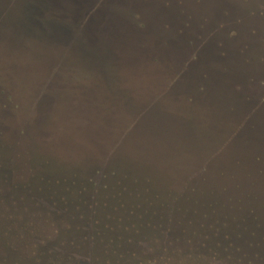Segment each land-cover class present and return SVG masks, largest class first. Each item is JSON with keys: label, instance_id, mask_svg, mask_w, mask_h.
<instances>
[{"label": "rangeland", "instance_id": "374dc122", "mask_svg": "<svg viewBox=\"0 0 264 264\" xmlns=\"http://www.w3.org/2000/svg\"><path fill=\"white\" fill-rule=\"evenodd\" d=\"M192 2H203L208 10H190ZM89 3L91 15L85 27L92 24V38L102 39L121 56L123 77L129 82V76L152 78L159 88L168 78H180L174 92H188L195 103L180 99L176 109L192 119H181L165 108V119L152 121L160 128H146L143 135L147 143L163 139L161 145L134 151L113 154L107 146L111 124L101 130L107 135L103 147L97 145L99 131L84 138L75 129L67 137H79L89 148L70 142L52 147H60L55 150L67 167L89 172L87 196L95 195L94 189L103 182L102 164L116 154L123 163L119 169L135 173L139 187L147 185L149 175L151 188L165 187L158 173L167 171L177 179L173 187L179 194L196 192L176 204L167 200L137 205L134 218L118 212L121 207L115 209V203L103 205L104 198L95 211L96 199L80 209L53 204L40 197L37 189L42 185L35 180L42 182L61 172L45 169L35 153L28 161L25 153L32 144L24 139L27 132L17 139L20 126H7L6 132L14 136L13 143L0 146V264H264V0ZM111 62V71L105 73L111 75L112 84L105 81L104 89L124 90L112 57ZM43 135L33 130L29 139L43 143ZM141 149L154 152L149 157ZM44 187L43 194L53 191ZM109 192L100 193L104 197ZM195 199L203 207L185 212L196 206ZM173 205L178 210L172 214ZM112 214L127 218L119 224Z\"/></svg>", "mask_w": 264, "mask_h": 264}, {"label": "trees", "instance_id": "16d2710c", "mask_svg": "<svg viewBox=\"0 0 264 264\" xmlns=\"http://www.w3.org/2000/svg\"><path fill=\"white\" fill-rule=\"evenodd\" d=\"M90 7L89 0H0V146L3 148L13 143L14 135L11 136L4 129L7 126H20L17 139L24 138L27 132L28 137L24 139L32 144L31 150L26 149L25 153L28 161L32 160V152L45 169L50 168L54 173L61 172L60 175L46 177L42 182L35 180L42 185L37 189V192L42 193L40 197L53 201V204L80 209L81 205L85 206L86 202L96 199L93 200L95 211L100 206L98 201L104 198L106 201H103V205L115 203V209L121 207L118 212L124 211L128 217L134 218L136 206L145 202L157 204L171 200L176 204L179 200L193 198L190 196L196 189L179 194L181 191L173 187L177 179L174 180L167 171L158 173L159 182L165 184V187L151 188L152 179L149 176L152 175L145 176V187H139L141 180L135 173L119 169L123 163L117 159V154L102 164L99 174L103 182L98 189H94L95 195L87 196L88 185L91 183L89 172L82 168L67 167L55 150L60 147H52L57 143L70 142L73 147L80 146L84 149V145L89 148L78 136L89 137L97 131L100 135L97 145L103 147L104 137L107 135H103L101 130L108 129L109 124L111 139L107 146L112 149L113 154L122 153L125 149L134 151L152 143L157 145L163 139H150L148 143L143 139L146 128L149 131L150 128H160L159 124L152 121L164 120L162 114L166 112L165 108L173 114H180L181 119H190L188 112L176 109L180 106L177 100L195 103L188 92H174L175 81L180 80L178 77L161 82L164 84L162 88L156 87V81L152 78L146 77L150 80L146 81L129 76L131 82L127 81L123 77L124 64L122 66L121 56L113 53L111 45L103 43L102 39L97 42V38H92L95 35L92 29L95 28L88 24ZM85 20L88 27H85ZM140 46L143 47L144 44ZM111 57L119 69L120 77L124 78V90L104 89L105 81L112 84L111 75L105 73L107 69L111 71ZM91 68L95 70L94 74L90 72ZM135 68L138 69L136 64ZM117 86L120 87V84ZM192 117L195 118L193 113ZM114 119L125 121L119 124ZM147 121L151 123L144 124ZM164 124L165 128L170 127L169 123ZM72 129L78 130L75 131L78 132L75 140L69 139ZM33 130L44 133L43 136L46 134L43 143L29 139ZM7 133L10 136L8 139L4 135ZM133 137V140L130 139ZM125 138H129L130 146H127ZM45 141L48 142L47 145L44 144ZM46 147H50V150ZM140 151L147 156L151 152ZM65 173L67 176H64ZM106 178H111V182ZM44 185V188L51 186L53 191L43 194ZM101 190L110 192L103 197ZM200 193L204 195L203 191ZM186 194L188 195L185 196ZM195 200L196 206L187 207L185 212L194 213L203 207L200 200ZM123 201H126L127 208ZM176 210V205L170 208L172 214ZM111 218L122 224L127 216L112 214ZM242 257L245 259L246 255Z\"/></svg>", "mask_w": 264, "mask_h": 264}, {"label": "flooded vegetation", "instance_id": "af4514ba", "mask_svg": "<svg viewBox=\"0 0 264 264\" xmlns=\"http://www.w3.org/2000/svg\"><path fill=\"white\" fill-rule=\"evenodd\" d=\"M219 2L220 1H218V3ZM202 4H203V2H201V5L200 4H197L196 2H192V6H191L190 10H208L206 8H203V5ZM197 6H199V8H197Z\"/></svg>", "mask_w": 264, "mask_h": 264}]
</instances>
